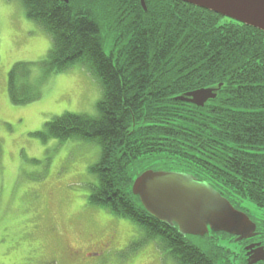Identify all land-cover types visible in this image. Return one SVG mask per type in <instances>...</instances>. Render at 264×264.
I'll use <instances>...</instances> for the list:
<instances>
[{
	"label": "trees",
	"instance_id": "1",
	"mask_svg": "<svg viewBox=\"0 0 264 264\" xmlns=\"http://www.w3.org/2000/svg\"><path fill=\"white\" fill-rule=\"evenodd\" d=\"M20 2L52 42L39 79L78 65L101 88L96 116L64 113L39 133L99 147L89 205L128 218L146 240L159 238L174 264H240L215 244L233 237H181L145 212L131 185L158 165L207 182L237 210L246 212L247 201L264 212V33L176 0H144L145 11L139 0ZM33 66L18 62L8 72L12 104L40 98ZM206 88L218 90L203 107L177 99ZM263 227L256 223L257 240Z\"/></svg>",
	"mask_w": 264,
	"mask_h": 264
},
{
	"label": "rangeland",
	"instance_id": "2",
	"mask_svg": "<svg viewBox=\"0 0 264 264\" xmlns=\"http://www.w3.org/2000/svg\"><path fill=\"white\" fill-rule=\"evenodd\" d=\"M51 47L20 0H0V264H174L159 238L146 240L128 218L89 205L96 185L89 169L98 162V146L39 136L46 122L64 113L96 116L102 95L97 80L78 65L40 80L37 63ZM18 62L34 64L31 77L40 91L26 105L12 104L7 93L8 72ZM241 205L264 226L263 211L247 201ZM217 239L218 247L239 250L236 242Z\"/></svg>",
	"mask_w": 264,
	"mask_h": 264
},
{
	"label": "water",
	"instance_id": "3",
	"mask_svg": "<svg viewBox=\"0 0 264 264\" xmlns=\"http://www.w3.org/2000/svg\"><path fill=\"white\" fill-rule=\"evenodd\" d=\"M176 1L264 33V0ZM63 2L67 4L68 0ZM139 2L145 11L144 0ZM217 90L199 89L177 99L203 107L209 100L215 99ZM131 193L138 198L148 215L176 229L183 238H202L213 232L231 236L238 243L258 235L256 223L246 213L235 209L207 182L185 172L145 170L134 178ZM244 250L249 255L248 264L264 261V248L260 244L250 245ZM252 252L256 254L251 257Z\"/></svg>",
	"mask_w": 264,
	"mask_h": 264
},
{
	"label": "flooded vegetation",
	"instance_id": "4",
	"mask_svg": "<svg viewBox=\"0 0 264 264\" xmlns=\"http://www.w3.org/2000/svg\"><path fill=\"white\" fill-rule=\"evenodd\" d=\"M255 238H257V236H255L254 238L252 239H248L246 241H240L238 243H244L243 245L241 244H238L240 245V249L239 251H237V253H233L234 255V258L237 259V260H240V264H248V259H249V255H247V252L244 250L246 247L250 246V245H255V244H260V246H262L264 248V245H262V241L260 240H254ZM241 250H243V254H241ZM256 253L253 254V252L250 254V256H254ZM257 264H264V261L263 262H259Z\"/></svg>",
	"mask_w": 264,
	"mask_h": 264
}]
</instances>
